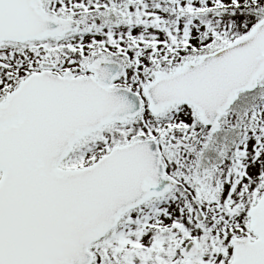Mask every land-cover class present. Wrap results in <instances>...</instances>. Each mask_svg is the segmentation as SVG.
<instances>
[{"label":"snow or ice","instance_id":"6c2138e0","mask_svg":"<svg viewBox=\"0 0 264 264\" xmlns=\"http://www.w3.org/2000/svg\"><path fill=\"white\" fill-rule=\"evenodd\" d=\"M0 264H264V0H0Z\"/></svg>","mask_w":264,"mask_h":264}]
</instances>
